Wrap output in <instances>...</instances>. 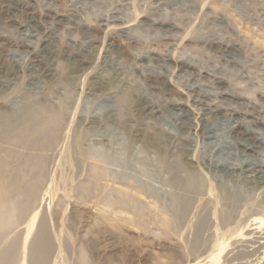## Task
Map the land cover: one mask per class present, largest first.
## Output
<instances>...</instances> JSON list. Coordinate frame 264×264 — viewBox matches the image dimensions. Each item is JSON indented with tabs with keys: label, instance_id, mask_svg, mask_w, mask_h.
Instances as JSON below:
<instances>
[{
	"label": "rangeland",
	"instance_id": "rangeland-1",
	"mask_svg": "<svg viewBox=\"0 0 264 264\" xmlns=\"http://www.w3.org/2000/svg\"><path fill=\"white\" fill-rule=\"evenodd\" d=\"M31 15L51 38L28 76L15 41H40L15 25ZM0 35V154L51 177L30 237L45 224L62 264H264V178L251 192L209 164L264 170V0H0ZM108 60L124 74L111 88L126 93L120 107L101 83ZM193 85L211 106L192 101ZM248 128L262 143L245 155Z\"/></svg>",
	"mask_w": 264,
	"mask_h": 264
},
{
	"label": "bare ground",
	"instance_id": "bare-ground-1",
	"mask_svg": "<svg viewBox=\"0 0 264 264\" xmlns=\"http://www.w3.org/2000/svg\"><path fill=\"white\" fill-rule=\"evenodd\" d=\"M117 19H119V18H117ZM26 22H19V23L17 22V24L15 25V28L18 30V32H27L28 28H31L32 31L27 33V34H28V36H31V37H37L38 36V40L40 41L39 47L38 46L32 47L22 40L15 41V43H17L20 47L25 49L29 55L30 64H29L28 69H27L28 76L34 75V74L39 75L37 73L39 72L40 68L43 69L42 67H43V63L45 60V59L43 60L44 57L42 56L43 44L51 37L49 36L48 31H46L47 29L45 30L44 28H42L40 26L39 21H37L33 15H31L29 17V21H26ZM153 25H155V24L153 23ZM155 27L165 28V27H168V25L166 26L164 24H159L158 26H155ZM155 27H153V28H155ZM0 36H2V35H0ZM88 47L91 49V46H88ZM47 50H48V48H47ZM51 50L53 51L54 49H51ZM68 52H66V53L68 54ZM73 52H75V51H73ZM73 52L71 51V53H73ZM94 52H96V51H94ZM49 53H50V50H49ZM54 53L56 54L57 52H54ZM154 54H156V53H154ZM152 56H153V54H152ZM52 57H53V55H52ZM79 59L80 58H78V60ZM156 60H161V59H156ZM116 63L117 62L110 61V60L105 62V64H106L105 66L108 67V69L110 71H109V74L101 77L102 82L100 80L99 81L101 83H104L107 86L108 89H106L105 92H108L110 95L114 96L116 99V105L120 107L122 102L127 97H126V93H122L121 95H119V94H117L116 90H115L116 93L114 92L112 94L111 88H116V86H121V85L125 84L124 83L125 80L123 78L124 74H123L122 68L120 66H118ZM149 63H150V61H149ZM156 63H155V65H156ZM167 65H168V63H167ZM160 66H162V65H160ZM174 66H175V64H174ZM152 69H154V67ZM40 72H42V70ZM48 72H47V74H48ZM45 73H44V75H46ZM192 76H193V74H192ZM190 78H191V76H190ZM196 78H198V77H196ZM191 82H194V80ZM206 82L207 81H205V84H206ZM3 87H5V84H0V92H1V89ZM198 89H199V87L197 88L196 85H193V87H191V90L194 92V96H193L192 101H194V103H196L197 105H201L203 107H209V105L211 106V104H210V102L212 101V99L210 100L211 96L208 97L207 96L208 94L206 95L204 92L199 91L200 89L199 90ZM152 103L147 104V106H148L147 109L149 110V112L159 111L158 106L157 105L155 106L154 105L155 103L154 104H152ZM179 103L178 104L176 103V105H174V106H172V108L171 107L170 108L174 109L173 111L175 112L176 115H179L178 118L180 119V122H179L180 127L183 128L185 131L186 125L189 124L188 121L191 119L190 114H192L194 112H192L193 110H191L192 113H189L190 109H186L184 106L180 105L181 103L180 104ZM217 106L215 108L218 109ZM211 109H213V107H211ZM253 117L255 118V116H253ZM50 118L52 120L53 119L55 120V116H53V115H51ZM48 120H49V118H47V121ZM54 120L52 121V123L54 122ZM249 121H251V120H249ZM258 121H259V119H258ZM258 121H256V122L259 123L260 121L259 122ZM192 122H193V119H192ZM192 122L190 124H192ZM235 122H237V121H235ZM50 123H51V121H50ZM232 123H233V121H231L228 126H231V127L234 126V125H232ZM44 124H46V126H47L46 122ZM41 126H42V124H41ZM49 126L51 127L52 125H49ZM187 126H189V125H187ZM192 127L193 126H189V128H191V129H192ZM231 127H230V129H231ZM44 129L47 130V128H43V130ZM205 129H206L207 134L212 133V129L208 125L206 126ZM40 131L41 130H39V132ZM237 131L236 130L231 131L233 134L232 136L234 138L235 137L237 138V136H238L236 133ZM239 131H241V130H239ZM239 134H240V132H239ZM258 134L259 133L256 130L248 128V129H245V131L242 133L241 136L239 135L240 136L239 139L237 138L238 140L236 141V143L238 144V147H240V149H242V151L245 152V155H248V153H250V154L255 153L257 151L256 149L259 147L258 141H261V138L258 136ZM211 135H208V136L212 137ZM171 138L175 139L176 137L171 136ZM177 139H178V137H177ZM261 143H262V141H261ZM20 144H22V146H24L22 141L20 142ZM34 145H35L34 149H37V150H39L41 147L40 143H35ZM247 151H248V153H246ZM23 155L25 156V154H23ZM250 156H252V155H250ZM20 157H21V153L13 151V150H8V149L3 150L2 153L0 154V264H62L63 253H62L61 246L59 244L54 245V241H53L52 237L50 236V232L48 231V228L45 224L40 223L38 225V227L35 228L34 234L30 237L31 231L33 230L32 228L34 226L35 219L38 215V210L40 208H43L42 205L45 203V201L47 200V197L50 193V191H49L50 186L46 185L44 182L45 181L50 182L51 177L45 176V174H43V172H42L43 171L42 168L39 167L38 165L30 164L26 160H22V161L18 162L17 160ZM227 162H222V161L218 160V161H214V162L211 161V163H209V164H211V168H213L214 172H216L217 175H218L217 172H219V174L223 175L224 178H227L229 181H232L234 183V185L235 184L241 185L246 190H250L251 192L253 190H257L258 188H260V186L263 183V178H264V170H262L260 168L261 166L258 163V162H260V160H256V161H254V160L253 161H244L243 160L242 162H239V163L238 162L227 163ZM258 166H260V167H258ZM220 176H218V177H220ZM226 180H224V181H226ZM232 182H230L231 185H232ZM228 195L229 194H227V196ZM40 222H43V221L41 220ZM22 223H24V225H23V227H20V225Z\"/></svg>",
	"mask_w": 264,
	"mask_h": 264
}]
</instances>
